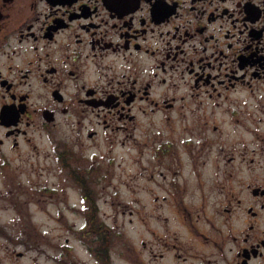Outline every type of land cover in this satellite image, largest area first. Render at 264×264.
<instances>
[{
	"label": "flooded vegetation",
	"instance_id": "1",
	"mask_svg": "<svg viewBox=\"0 0 264 264\" xmlns=\"http://www.w3.org/2000/svg\"><path fill=\"white\" fill-rule=\"evenodd\" d=\"M0 177V264H264V0H0Z\"/></svg>",
	"mask_w": 264,
	"mask_h": 264
},
{
	"label": "rangeland",
	"instance_id": "2",
	"mask_svg": "<svg viewBox=\"0 0 264 264\" xmlns=\"http://www.w3.org/2000/svg\"><path fill=\"white\" fill-rule=\"evenodd\" d=\"M66 129V128H65ZM37 143L39 144V147L42 151V149H45V157L40 156L39 159L38 157L34 158V162H36V167L32 165H28V163H25L24 169L27 170V174L23 175L20 180L24 181L25 184H29L30 180L31 183L35 181L41 180H46L48 184H64L65 178H62L59 176L60 173V167L59 164L56 160V151L54 149V144L50 141L51 137L47 136V134L44 132L42 135L40 133H37L36 136ZM115 152L116 154H120L118 151ZM16 164L19 163L18 160L15 161ZM117 164L113 167L116 170V177L114 178V183L117 185H120L123 179L118 176L119 173L123 172L124 169L128 170H133L134 167L132 164H134L132 161L128 160L125 162H120V159L116 162ZM37 164L41 165V168L38 167ZM126 165V166H125ZM38 171H40L41 175H38ZM44 172V173H43ZM2 177H0V180Z\"/></svg>",
	"mask_w": 264,
	"mask_h": 264
}]
</instances>
